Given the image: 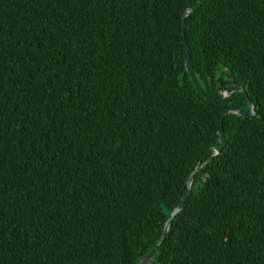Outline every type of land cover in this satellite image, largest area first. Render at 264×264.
<instances>
[{
    "label": "trees",
    "instance_id": "obj_1",
    "mask_svg": "<svg viewBox=\"0 0 264 264\" xmlns=\"http://www.w3.org/2000/svg\"><path fill=\"white\" fill-rule=\"evenodd\" d=\"M197 165L146 264H264V0H0V264H137Z\"/></svg>",
    "mask_w": 264,
    "mask_h": 264
},
{
    "label": "water",
    "instance_id": "obj_2",
    "mask_svg": "<svg viewBox=\"0 0 264 264\" xmlns=\"http://www.w3.org/2000/svg\"><path fill=\"white\" fill-rule=\"evenodd\" d=\"M204 1V0H203ZM198 8V6L196 7H189L186 9V12L185 14H189L191 12H193L194 10H196ZM186 47V45H185ZM186 61H187V64L190 65V57L189 55L187 54V57H186ZM232 90L234 91H244V89L242 88V86H233L232 87ZM203 94V97L205 99H208L210 98L205 92H202ZM226 95V89H220L218 91V94H217V97L218 98H223L225 97ZM247 100L249 102V111L245 112V111H241L239 109H230L228 110L227 112L223 113L222 116H224L225 114H229V113H234V114H238V115H245V114H254V104H253V101L247 97ZM226 142V137L223 135V143ZM213 150V153L207 158V160L205 162L202 163V165H204L205 163H207L208 161H210L215 154H217L218 152H220L221 150V147H218V146H214L211 148ZM201 165V166H202ZM199 165H197L194 170L189 174L187 180H186V185H187V188H186V191L184 193V195L182 196V198L180 199V201L178 202V204L171 210L168 218L165 220L164 222V225H163V229H162V232L160 234V237L158 238L157 242L143 255L139 258V260L137 261V264H146L153 252L158 248V246L162 243L163 239L165 238L166 236V233L169 229V226L171 224V221L172 219L175 217V215L180 212L183 207H184V204L188 198V195H189V192H190V188H191V182H192V179H193V176L195 174V172L201 167Z\"/></svg>",
    "mask_w": 264,
    "mask_h": 264
},
{
    "label": "clouds",
    "instance_id": "obj_3",
    "mask_svg": "<svg viewBox=\"0 0 264 264\" xmlns=\"http://www.w3.org/2000/svg\"><path fill=\"white\" fill-rule=\"evenodd\" d=\"M196 7V6H195ZM186 12V11H185ZM237 86H240V85H237ZM242 88L244 89V91H240V92H242V93H244L245 94V96H246V99H247V97H249L248 96V94H247V92L245 91V88L242 86ZM234 91V90H233ZM229 94V92L226 90V95L225 96H227ZM250 98V97H249ZM247 102H248V100H247ZM249 103V102H248ZM254 104V103H253ZM240 110V109H239ZM242 111V110H241ZM249 111V110H248ZM245 112H247V111H245ZM254 113H255V110H254ZM248 114V113H247ZM224 134H223V132H222V136H223ZM225 136V135H224ZM214 147V146H213ZM219 147V146H218ZM213 151V150H212ZM219 153V152H218ZM217 153V154H218ZM216 155V154H215ZM214 155V156H215Z\"/></svg>",
    "mask_w": 264,
    "mask_h": 264
}]
</instances>
